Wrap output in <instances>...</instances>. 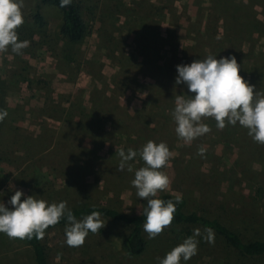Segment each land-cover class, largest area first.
<instances>
[{
    "label": "rangeland",
    "instance_id": "1",
    "mask_svg": "<svg viewBox=\"0 0 264 264\" xmlns=\"http://www.w3.org/2000/svg\"><path fill=\"white\" fill-rule=\"evenodd\" d=\"M96 5L80 42L61 33L56 8L43 6L42 31L21 39L29 45L18 55L0 52V110L7 112L0 120V201L20 189L50 203L66 201L69 208L108 203L139 213L146 200L131 180L144 161L137 156L129 161L132 171L118 170V150L163 141L172 153L161 169L170 184L157 195H182L199 210L223 206L235 225L248 220L252 233L264 237V144L246 145L234 125L218 129L211 117L203 118L211 131L186 143L171 115L176 96L191 95L172 79L177 64L233 56L245 81L252 73L264 80V0ZM100 219L105 225L80 247L65 243L66 222L46 229L48 263L158 264L179 228L170 224L135 256L123 247L122 224ZM204 243L181 264H264V256L237 258ZM0 264H33L30 246L0 233Z\"/></svg>",
    "mask_w": 264,
    "mask_h": 264
},
{
    "label": "clouds",
    "instance_id": "2",
    "mask_svg": "<svg viewBox=\"0 0 264 264\" xmlns=\"http://www.w3.org/2000/svg\"><path fill=\"white\" fill-rule=\"evenodd\" d=\"M71 3L72 0H60L59 6L63 8ZM23 7L24 0H0V52L10 49L18 55L29 45L30 41L18 39L16 31L24 23ZM239 68L235 57L217 58V54L176 65L175 83L184 84L191 93L175 98L171 115L178 138L190 143L210 132L203 118L211 117L218 129L238 122L248 130V135L254 141L264 144V93H257L255 86L241 77ZM6 115V111L0 110V120ZM198 152L202 155L205 149L201 147ZM171 155L168 145L163 141L148 140L138 150H118V170L127 168L132 171L129 161L137 156L144 161V165L135 170L131 185L136 189L137 197L146 200L143 229L149 239L155 238L172 223L176 206L182 200V195L175 197V203L157 195L169 187V177L161 169L168 164ZM62 218L66 221L65 243L69 247L82 246L89 232H98L106 223L100 219L97 211L77 219L66 201L50 203L37 196L26 195L20 189L13 192L7 203L0 201V233L10 238L42 239L45 230L59 223ZM197 237L214 243V230L205 227L202 234L199 228H194L192 235L183 238L163 257H158V264L188 261L197 253Z\"/></svg>",
    "mask_w": 264,
    "mask_h": 264
},
{
    "label": "trees",
    "instance_id": "3",
    "mask_svg": "<svg viewBox=\"0 0 264 264\" xmlns=\"http://www.w3.org/2000/svg\"><path fill=\"white\" fill-rule=\"evenodd\" d=\"M100 1L72 0L70 5L61 8L59 6L60 0H24V23L16 30L18 39H31L34 35L39 34L45 25L42 7L52 6L61 15L59 26L61 33L71 42H80L90 32L89 21L94 15L93 11L96 9V3ZM254 74L252 73L246 81L255 86L254 90L257 93H264V80L257 76V73L256 75ZM172 79L175 80V78ZM225 127H227V124ZM233 128L246 143L248 140L253 144L254 142L256 143L248 135V130L240 126L238 122ZM250 142L246 145H249ZM158 197L165 201L172 200L175 203L176 196L170 192H163ZM145 206L146 204H143L140 212L136 214L127 213L108 203H80L72 206L71 209L77 218L81 215L90 214L92 211H97L111 221L122 224L125 229L121 238L123 247L130 254L139 256L147 251L152 241L143 229V208ZM220 209L221 212L217 210H199L197 207L191 208L187 199L182 196V200L176 206L171 223L172 226H179V228L177 231H171L174 234L170 236L171 243H169V246L174 247L183 238L192 235L194 228H199L203 234L205 227H211L214 230V243H211L210 249H214L217 253H232L237 258L247 260L263 257L264 237L252 233L250 229L252 228V222L246 220L247 223L245 224L239 223L235 225L232 218L228 217L227 212L223 211L225 210L224 207L221 206ZM65 222L62 218L56 225ZM53 226H49L47 229ZM197 239L203 243L205 242L204 244H208L203 238L197 237ZM24 240L32 250L33 264H49L46 246L42 239L33 237L32 239L25 238Z\"/></svg>",
    "mask_w": 264,
    "mask_h": 264
}]
</instances>
